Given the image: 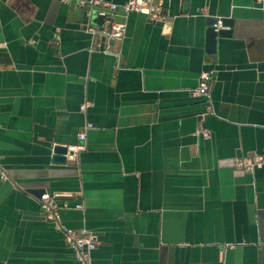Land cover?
Here are the masks:
<instances>
[{
  "label": "crops",
  "instance_id": "1",
  "mask_svg": "<svg viewBox=\"0 0 264 264\" xmlns=\"http://www.w3.org/2000/svg\"><path fill=\"white\" fill-rule=\"evenodd\" d=\"M157 2L109 46L75 3L0 0V264H80L33 190L97 238L90 264H264V163L236 167L264 154V0Z\"/></svg>",
  "mask_w": 264,
  "mask_h": 264
},
{
  "label": "built area",
  "instance_id": "2",
  "mask_svg": "<svg viewBox=\"0 0 264 264\" xmlns=\"http://www.w3.org/2000/svg\"><path fill=\"white\" fill-rule=\"evenodd\" d=\"M64 4H77L82 8L86 15L90 17L93 13L104 17V25L100 28L92 29L93 33H99L103 36L109 46L122 41L127 32V26L124 23L116 22L115 15L121 10L125 15L137 13L149 16L152 20H162L165 17L166 6L163 2L157 0H127L123 5L115 4L107 0H61ZM221 27V22L216 25L217 30ZM200 87L198 95H207L210 88V75L203 73L200 78ZM87 105L81 107L82 112L86 111ZM92 128V124H87L78 139L85 142L87 131ZM264 163V154L257 155L254 159L242 158L236 161V167L245 172H251L255 167ZM41 208L44 212L46 221L52 223L55 228L65 235L68 246L75 252L80 264H90V256L98 247L97 238L87 232H77L65 226L60 216L59 201L55 196L44 193L40 199Z\"/></svg>",
  "mask_w": 264,
  "mask_h": 264
},
{
  "label": "water",
  "instance_id": "3",
  "mask_svg": "<svg viewBox=\"0 0 264 264\" xmlns=\"http://www.w3.org/2000/svg\"><path fill=\"white\" fill-rule=\"evenodd\" d=\"M93 19L97 24L102 25L104 23L105 18L99 15H95ZM219 22H221V26L225 28L226 27L231 28L233 26L232 19L222 18L221 20L219 19L215 20V22L208 28L207 50H208V54L210 55L215 54L216 52L218 38L231 35L229 32H226L224 30H217L216 25H218ZM53 152L54 154L52 157V161L55 164H64L69 158V156H72L74 153L73 151H69L67 147H63V146H56ZM33 191H35L34 193H39L40 196L44 193L43 191L40 192H37L36 190Z\"/></svg>",
  "mask_w": 264,
  "mask_h": 264
}]
</instances>
